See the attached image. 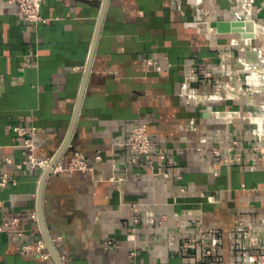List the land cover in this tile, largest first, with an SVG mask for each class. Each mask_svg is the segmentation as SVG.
I'll return each mask as SVG.
<instances>
[{"label":"crops","instance_id":"obj_1","mask_svg":"<svg viewBox=\"0 0 264 264\" xmlns=\"http://www.w3.org/2000/svg\"><path fill=\"white\" fill-rule=\"evenodd\" d=\"M245 12L240 0H45V21L31 24L0 0V264H59L53 249L62 264H247L244 255L264 254V153L255 149L264 124L249 120L264 112L244 97H208L229 80L222 57L234 81L238 58L256 60L264 0L249 8L255 31L211 27ZM140 122L179 179L127 162L119 144ZM14 125L35 128L37 159L65 165L78 150L92 170L49 172L41 185L45 170L17 167ZM232 141V152H211ZM113 175L124 177L119 187ZM241 220L258 245L242 237ZM199 229L217 231L209 257L180 249ZM38 239L46 261L21 252Z\"/></svg>","mask_w":264,"mask_h":264},{"label":"built area","instance_id":"obj_2","mask_svg":"<svg viewBox=\"0 0 264 264\" xmlns=\"http://www.w3.org/2000/svg\"><path fill=\"white\" fill-rule=\"evenodd\" d=\"M45 0H8L10 4L16 6L17 12L21 19L27 23L37 24L45 21V19L40 14V9ZM241 7L246 11L243 18H238V21L242 24L241 27L244 29V24L247 21L253 23V31L255 27H258L257 22L250 15L249 8L253 0H240ZM262 45L254 46L253 50L256 55L255 61H249L244 57L238 58L239 67L236 69L235 73L238 75V81H234L233 70L229 69L227 66L226 59L222 57L221 66L224 69L226 75L229 77L227 82L219 85L223 91V95H220L219 90L208 95L210 99H239L240 97L247 98L250 103L255 104L260 110L264 112V99H258L257 96L264 94V40L259 36ZM234 44V43H232ZM142 64L145 66H152L155 64L150 58H144ZM241 81V82H239ZM195 94V93H194ZM235 116H239L238 114ZM262 122H258V119ZM230 120L232 117L229 118ZM254 119L255 124L263 125L264 116H258L250 118L252 121ZM229 120V121H230ZM13 131L23 138L21 144L22 153L24 159L22 163L17 164V167H21L24 164H28L31 168H40L46 170L50 164L51 160L47 159H37L34 155L35 145L33 137L35 134V128H27L24 125H14ZM263 136L257 133V145L255 149L260 150L264 153V146L261 147ZM127 152V162L130 165H141L145 166L150 170L152 177H163L165 179L174 177L179 179L181 173L178 169L167 170L163 165H169L170 159L165 148L157 147L150 138L147 130V125L144 122L137 123L136 125L130 127L129 132L125 140L119 144ZM237 145V141H232L231 145L224 148L212 147L211 152L220 156L222 152H232L234 147ZM241 156L240 152H235L236 159ZM96 160H100L101 156L98 154L95 157ZM232 161V158L229 159ZM158 164H157V163ZM92 167L88 165L85 155L78 150H75L70 155L69 162L67 164L57 163L50 166V173L57 172H74V171H91ZM124 177L121 175H113L110 180L115 183L118 187L123 181ZM7 184L6 175L0 177V185L5 186ZM32 217L36 219L35 214ZM16 221V220H15ZM14 221V223H15ZM14 223H8L6 221L2 222V227H12ZM240 229L242 231V237L247 239L248 245H258V237L252 234V225L246 221L241 220L239 222ZM59 238V237H58ZM218 242L217 231L212 229H199L198 235L194 238L186 239L181 245L180 249L184 251H195L199 252L200 255L204 257H209L214 253V246ZM110 244V242H108ZM264 248V247H262ZM21 252L23 254H34L38 256L41 260H48L51 257L50 252L47 250L46 244L43 239H38L34 244L26 243L21 246ZM243 262L247 264H264V254L260 256L244 255ZM235 264L234 262H231Z\"/></svg>","mask_w":264,"mask_h":264},{"label":"water","instance_id":"obj_3","mask_svg":"<svg viewBox=\"0 0 264 264\" xmlns=\"http://www.w3.org/2000/svg\"><path fill=\"white\" fill-rule=\"evenodd\" d=\"M241 23H236V24H231V22L229 21H213L211 22V27H215L216 30L218 32H229V31H239V30H242L243 28L241 27ZM244 29L246 32H251L253 31V23L251 21H247L245 22L244 24ZM52 164H50L51 166ZM50 166L45 170L44 172V175L42 177V180H41V185L43 184L46 176L49 174L50 172ZM53 251V255L54 257L56 258V260L58 261L59 264H62L60 259H59V256L55 253L54 249L52 250Z\"/></svg>","mask_w":264,"mask_h":264}]
</instances>
